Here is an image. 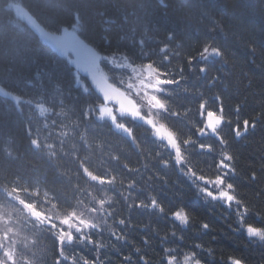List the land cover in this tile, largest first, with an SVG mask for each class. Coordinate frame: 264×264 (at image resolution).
I'll use <instances>...</instances> for the list:
<instances>
[{
  "label": "trees",
  "instance_id": "16d2710c",
  "mask_svg": "<svg viewBox=\"0 0 264 264\" xmlns=\"http://www.w3.org/2000/svg\"><path fill=\"white\" fill-rule=\"evenodd\" d=\"M76 26L98 53L161 70L164 123L182 160L143 124L133 121L129 138L100 121V100L83 93L73 66L35 28ZM205 49H218V58L201 60ZM0 85L19 99L0 97V211L9 216L0 220V260L169 264L175 256L179 264L194 252L202 264H264V241L239 228L237 213L201 201L197 182L214 179L230 153L229 182L248 209L243 227L264 228V0H0ZM205 114L224 121L215 136L200 133ZM25 206L53 218L76 209L71 220L90 230L60 245ZM180 209L186 226L173 215Z\"/></svg>",
  "mask_w": 264,
  "mask_h": 264
},
{
  "label": "rangeland",
  "instance_id": "374dc122",
  "mask_svg": "<svg viewBox=\"0 0 264 264\" xmlns=\"http://www.w3.org/2000/svg\"><path fill=\"white\" fill-rule=\"evenodd\" d=\"M35 28L41 39L50 44L61 56H63L68 61L71 66H73L77 86H79L83 93L88 94L90 91L92 92L93 85L90 79V73L92 72H95L112 80V82L120 90H122L138 105L139 112L141 113V116L145 118V124L149 126L152 137L158 143H162L167 149L172 152L173 156L177 158V148L172 146V144L170 143V138L166 136H157L154 132V126L158 125H164L165 128L169 130L168 126L164 122H166L167 119L170 118L168 114V108L165 104L167 84L169 82H167L164 75L161 73V70L158 69L157 65L147 61L144 64H135L132 63L127 55L121 53L114 55H102L98 53L96 49L89 46L86 42L83 41L80 26H76L68 30H62L56 34H48L39 29V27ZM217 58L218 54L216 52L207 50L201 60L208 62L214 61ZM152 98H155V100H153ZM156 100H159L161 103H163L164 107H158L155 102ZM39 111L42 115H45L47 113V109H45V107L42 105L39 107ZM95 112L98 114L97 118L100 121L110 123L116 131L131 138L129 127L130 124L132 125L134 122L131 118L128 117L129 115L122 113L118 107L101 103L96 107ZM202 119L204 127H209L208 131L210 130V128L217 125V120L214 117H210L208 118V120H206V118L204 117H202ZM149 121H152V123H149ZM213 131L206 132V130L203 129V131L200 133L202 136H207L208 134H212L211 136H215V132ZM174 138L176 144L179 147V153L182 156V146L180 145L175 134ZM178 160L180 161V159ZM221 174H226L228 181L233 176L231 172L218 167L217 175ZM207 181V179L197 178V182H200V189L207 187L215 192V186L208 183ZM200 193L201 198H203L204 201L208 203L219 204L228 211L237 213L239 216H242L244 213L240 205L235 202L228 204L220 199L213 200L211 198H206L201 191ZM28 208L33 207L25 206V209ZM41 215L43 217V221L33 219L31 216L28 217H31L41 225L52 228V230H54L53 232L56 234L55 236L59 237L58 241L60 245L66 246L67 244H71L75 241V238L77 236H81L85 232L90 230V225H84L80 221L73 222L72 220L74 218H72V220H65L62 224L52 216H45L43 214ZM0 217H3L0 220L4 221L5 224H8L9 216H7L5 212L0 211ZM53 225H55V227H53ZM238 226L239 228L241 227V229L244 230V232L251 240L257 242L264 241V239H261L259 237L249 236L246 228L243 227L242 223H240V220ZM11 247L12 246L8 245L7 250L9 251ZM4 264L7 263H5L4 261Z\"/></svg>",
  "mask_w": 264,
  "mask_h": 264
},
{
  "label": "snow or ice",
  "instance_id": "6c2138e0",
  "mask_svg": "<svg viewBox=\"0 0 264 264\" xmlns=\"http://www.w3.org/2000/svg\"><path fill=\"white\" fill-rule=\"evenodd\" d=\"M205 51H207V49H205ZM212 51L216 52V53L219 52L218 49H213ZM203 70L204 69H202V71ZM152 99L155 100V98H152ZM155 102H156V105L158 107H160V108L164 107L163 103H161L159 100H156ZM237 111H239V109H237ZM133 114L135 115L137 113L134 112ZM149 123H152V121H149ZM220 123L222 126L224 121L221 120ZM249 123L250 122L248 120L244 121L245 132L247 131V128L249 127ZM251 126L255 127V124L252 123ZM234 131H235L237 137H239L241 135V131H240L239 127L234 129ZM154 132L156 133L157 136H166V137L170 138V143L172 144V146L177 148V158L180 160L183 159V157L179 153V147L175 142L174 133H172L170 130L166 129L164 125L154 126ZM233 159H234V157L230 153L224 152L222 154L221 158L219 159V162H218L219 167L221 169H226L227 171L234 174V172H235L234 167L232 166V164L228 163L229 161H232ZM200 179H206V178L200 177ZM252 179H256L255 173H253ZM207 182L214 185L216 188V191L213 192L212 190H210L207 187L201 188L200 191L205 195L206 198H211L213 200L220 199V200H222L228 204H231L233 202H235L237 204L242 203V201H240L238 196L235 194V185L227 180L226 174L217 175L213 180H208ZM154 203H155V201H154ZM161 211H163L162 208H161ZM247 211H248V209L245 207L244 213L240 217V223H243V216H246ZM173 215H174L175 219L178 221V223H180L182 226H186L190 222V218L184 209L178 210ZM202 227L204 229H207L208 225L204 224V225H202ZM246 231L249 234V236L259 237L261 239H264V228H257V227H254L253 225H247ZM197 247H201V246L197 245ZM5 255L7 256L9 254L5 253ZM183 258H184V255H183ZM173 259L177 260V259H181V258H178L175 256L169 257V264H171V261ZM197 259L199 260L198 257H197ZM230 259H231V264H241V261L238 258H230ZM200 264H202L201 261H200Z\"/></svg>",
  "mask_w": 264,
  "mask_h": 264
},
{
  "label": "water",
  "instance_id": "95a60500",
  "mask_svg": "<svg viewBox=\"0 0 264 264\" xmlns=\"http://www.w3.org/2000/svg\"><path fill=\"white\" fill-rule=\"evenodd\" d=\"M91 79L94 83V91L103 103L114 105L118 107L122 113L129 115L131 118L137 121H142V118L138 114L137 106L122 91L95 73L91 74ZM0 97L16 101L18 100L1 86ZM134 112L137 114L134 115Z\"/></svg>",
  "mask_w": 264,
  "mask_h": 264
},
{
  "label": "clouds",
  "instance_id": "9594fccd",
  "mask_svg": "<svg viewBox=\"0 0 264 264\" xmlns=\"http://www.w3.org/2000/svg\"><path fill=\"white\" fill-rule=\"evenodd\" d=\"M108 200H111V197H107ZM100 203H103V201H100ZM52 208L55 209L56 205L53 204ZM23 214L26 216H31L33 219H37V220H41L43 221V217L41 215L43 209H39V210H34L33 208H28V209H21ZM7 211V210H5ZM77 210L76 209H65L62 213L61 212H57L55 215V219L60 221V223H64L65 220H69L74 218L77 215ZM3 217H0V219H2ZM46 222V221H44ZM121 223H123V221H121ZM53 227H55V225H53ZM6 231L8 232H12L13 229L12 228H6ZM59 238V237H58ZM8 250H6L7 252ZM0 264H4L3 260H0ZM171 264H177V261L175 259H173L171 261ZM179 264H200V260L197 259L196 253L194 252H186L184 254V258H182V260L179 262ZM241 264H243V262L241 261Z\"/></svg>",
  "mask_w": 264,
  "mask_h": 264
},
{
  "label": "flooded vegetation",
  "instance_id": "af4514ba",
  "mask_svg": "<svg viewBox=\"0 0 264 264\" xmlns=\"http://www.w3.org/2000/svg\"><path fill=\"white\" fill-rule=\"evenodd\" d=\"M216 126H213L212 128H210L211 131H213L215 129Z\"/></svg>",
  "mask_w": 264,
  "mask_h": 264
},
{
  "label": "bare ground",
  "instance_id": "6f19581e",
  "mask_svg": "<svg viewBox=\"0 0 264 264\" xmlns=\"http://www.w3.org/2000/svg\"><path fill=\"white\" fill-rule=\"evenodd\" d=\"M76 84H77V83H76ZM230 179H231V178H230ZM199 199H200L201 201H203V202H204V199H203V198H200V197H199Z\"/></svg>",
  "mask_w": 264,
  "mask_h": 264
}]
</instances>
